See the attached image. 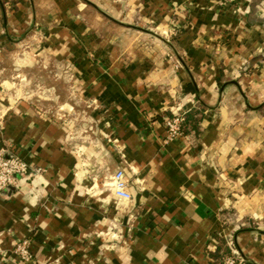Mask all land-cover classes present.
<instances>
[{"label":"crops","instance_id":"0c3cea01","mask_svg":"<svg viewBox=\"0 0 264 264\" xmlns=\"http://www.w3.org/2000/svg\"><path fill=\"white\" fill-rule=\"evenodd\" d=\"M18 54L28 76L31 55L67 71L50 100L87 134L10 89ZM173 114L185 133L165 142ZM1 149L39 172L0 190V264H213L229 247L264 264V0H0Z\"/></svg>","mask_w":264,"mask_h":264},{"label":"built area","instance_id":"2783aa9c","mask_svg":"<svg viewBox=\"0 0 264 264\" xmlns=\"http://www.w3.org/2000/svg\"><path fill=\"white\" fill-rule=\"evenodd\" d=\"M233 0H219L220 4H228ZM183 116L173 114L164 119L166 128L165 142H169L182 135L181 123ZM38 169H30L27 163L10 149L0 150V190L7 189L14 185L18 177H30L36 175ZM110 186L114 195L122 200L128 201L131 194L128 190L127 182L122 170L115 171L110 177ZM14 252L24 261L29 260L30 255L27 249V242L22 241L15 246ZM213 264H252L241 257L234 248L229 247V251L219 261Z\"/></svg>","mask_w":264,"mask_h":264},{"label":"rangeland","instance_id":"374dc122","mask_svg":"<svg viewBox=\"0 0 264 264\" xmlns=\"http://www.w3.org/2000/svg\"><path fill=\"white\" fill-rule=\"evenodd\" d=\"M21 55H14V66L12 68L14 74L9 79V83L13 82V86L10 89H13L16 94H30L35 96L37 99L41 101V103H45V106L51 105L50 107L52 110L59 112L60 114L64 115V118L71 122L72 131L74 130H81V134H87V128L90 126L85 116L84 112H75L74 105L68 101H52L50 100L53 94L54 86L50 83L54 81V79H61L58 76L57 71H53L49 69L50 64L43 58L34 57L31 55L30 60V71L29 76L27 73H22L20 68L22 67L23 60H20ZM27 72V71H26ZM61 74L64 78L68 76L67 71L61 70ZM62 77V78H63ZM69 77V76H68ZM40 79V82L37 80ZM79 136H81L79 134Z\"/></svg>","mask_w":264,"mask_h":264},{"label":"water","instance_id":"95a60500","mask_svg":"<svg viewBox=\"0 0 264 264\" xmlns=\"http://www.w3.org/2000/svg\"><path fill=\"white\" fill-rule=\"evenodd\" d=\"M112 21H114L115 23L117 24H120V25H123V23L119 22V21H116L112 18H110ZM130 27H133L130 25ZM133 28H137L138 30L142 31V32H145L153 37H155L156 39H159L160 41L164 42L165 44L171 46L170 42L168 40H166L165 38H163L162 36H160L159 34H157L156 32L152 31V30H149V29H144V28H139V27H133Z\"/></svg>","mask_w":264,"mask_h":264},{"label":"trees","instance_id":"16d2710c","mask_svg":"<svg viewBox=\"0 0 264 264\" xmlns=\"http://www.w3.org/2000/svg\"><path fill=\"white\" fill-rule=\"evenodd\" d=\"M182 116H183V121L181 123V131H182V134H184L185 133L187 117L184 114H182Z\"/></svg>","mask_w":264,"mask_h":264}]
</instances>
